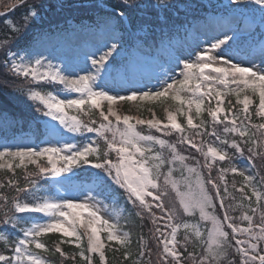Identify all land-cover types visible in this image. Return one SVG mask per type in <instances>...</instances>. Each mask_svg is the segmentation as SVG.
Segmentation results:
<instances>
[{"label":"snow or ice","instance_id":"1","mask_svg":"<svg viewBox=\"0 0 264 264\" xmlns=\"http://www.w3.org/2000/svg\"><path fill=\"white\" fill-rule=\"evenodd\" d=\"M249 5L258 6L260 27L264 28V0H229L225 8L231 13H242ZM17 6H26L27 11L22 14V25L4 20L8 28L2 37V43L8 46L3 62L7 69L5 75L23 78L28 83L29 87L18 90L36 104V112L58 122L67 133H94L103 140L105 147L101 150L95 140L79 145L65 140L60 147L18 145L15 150L7 144L3 146L0 170L14 173L15 168L25 166L27 162L36 168L29 176L48 179L63 177L77 169H94L96 171L91 175L101 191L83 193L82 198L75 201L68 198L55 200L34 194L36 179H31L23 187L11 178L7 185L0 183V189L7 186L17 194L11 199L0 194V229L5 233L9 228L18 229L22 233L12 244L6 235L0 234V241L10 249L8 254L0 252V264H52L41 253H59L65 262H75L79 256L84 264H109L106 248L113 253L119 252L120 259L127 264H264V122H252L253 114L264 121V41L258 49L243 48L235 30L225 31L214 36L207 48H198L188 57L177 56L178 74L173 70L169 75L168 71L162 70L155 86H134L124 93L110 92L106 77L120 54L116 28L138 29L144 31L145 36L153 28H159L163 33L169 24L174 23L167 14L168 10L176 8L179 11V7L168 0H156L155 3L152 0H119L102 18L112 32V42L98 57L95 53L90 54L91 67L82 68L80 72L84 74H80L70 66L53 64L44 55L40 50L43 36L28 43L23 49L25 55L12 51L11 45L26 40L29 20L35 19L38 8L43 7L30 4L29 0H14L4 5L6 11ZM55 7L63 11L101 6L75 5L59 0ZM183 8L187 12L192 5L186 4ZM134 13L140 14L139 20L134 18ZM3 15L5 13L0 12V16ZM234 55L247 57V62L233 59ZM46 84L62 85L61 90L77 95L72 98L44 93L41 89ZM3 86L16 87L14 81L7 80ZM231 96L235 97L236 104L242 105V109L233 111L236 105L231 99L225 105V98ZM254 97L258 98V103L253 113L249 106ZM213 100L216 102L214 107ZM169 101L179 107L164 109L166 122L158 119L154 111L152 117L145 120L122 115L113 108L121 102L166 104ZM104 102H107V111ZM70 110L83 113L89 119L85 121L77 115H70ZM94 110L99 113V122L92 118ZM205 111L211 119V130L207 122L200 119ZM178 115L185 117L188 128L196 130L193 136L185 134V126L178 121ZM197 119L199 123L194 122ZM138 125L154 129L160 136L151 132L143 134ZM218 125H222V129L217 128ZM49 129L53 134L62 135L55 126H49ZM173 133L179 134L175 142L161 138ZM205 135L215 138L207 147L203 139L199 143L195 139ZM180 145L195 149L203 160L193 155L191 159L195 163L185 164L189 157L182 154ZM239 158H246L249 166H237L235 161ZM45 160L46 163H40ZM166 164L169 167L163 172ZM177 170H181L180 179L173 177ZM184 171L189 175L184 176ZM229 172L241 178L239 184L231 183L234 192L239 193L238 200L229 193L226 179ZM113 185L127 194V202L135 210L128 216L139 218L141 228L148 227L149 221L152 225L147 239L143 233L138 235L135 252L131 233L125 230L128 220L123 216L124 210L109 212L103 198L105 189L112 195L115 191ZM169 189L175 193L178 203H166ZM20 194H24L23 197ZM238 209L241 210L239 216L234 214ZM24 213H40L47 219L40 222L39 218L20 215ZM197 216L199 221L205 222L204 225L199 221L189 223L182 220V217ZM24 219L34 222L22 227ZM238 221L247 222V226H240ZM208 223L210 228L206 226ZM181 229L184 235L178 239ZM50 233H59L62 237L55 245L54 253L41 239ZM85 236L87 245L82 248L81 241ZM65 243L74 244L80 251H64L61 245ZM196 248L200 251L197 252Z\"/></svg>","mask_w":264,"mask_h":264},{"label":"trees","instance_id":"2","mask_svg":"<svg viewBox=\"0 0 264 264\" xmlns=\"http://www.w3.org/2000/svg\"><path fill=\"white\" fill-rule=\"evenodd\" d=\"M14 0H0V12H4L5 15L0 16V139L3 138H11L15 135L19 134H27L31 135L38 141H42L48 135V129L46 125V117H43L40 113L35 111L36 104L27 99L26 94H22L18 89L24 88L26 89L29 87L28 83L23 80V78H15L11 75L6 76L7 69L4 67V59H5V51H7L8 46L2 43V37L5 33L8 32V28L4 25L5 19H10L14 22L17 26L24 24L22 14L27 11L26 6H17L14 10H5L4 5L8 3H12ZM59 2V0H29L30 4L42 5V8H38V16L35 19H30L28 22V30L26 34V40L20 41L17 44L11 45L12 51L19 53V51L23 50L25 47L28 46V43L31 42L36 33L40 32L41 30L50 27L52 24L61 23L62 21H67L69 19H74L77 22H96V18L98 14H105L107 11L111 9V7L117 3L119 0H64L66 3H73L75 5H91L97 4L101 7L96 9H79L73 8L71 10L65 9L63 11L58 10L55 5ZM137 2H141V0H137ZM143 2H147V0H143ZM153 3L156 0H152ZM169 3L176 5L179 7V11L176 8L169 9L167 14L171 17L174 23L168 25L163 33H161L159 28H153L151 31H148V35L145 36L144 31H139L138 29L133 28H122V38L124 42V46L126 49V56L121 59H116V63L112 65V72L110 74L116 75V70L119 69H126L127 72L130 71L131 65L134 62V56L136 54V47L138 45H143L147 48L150 52V55H147V59L159 57L161 60L162 58H166L170 56L171 47L177 43L178 41L183 40L186 36L189 35L191 27L194 22H199L202 20L207 19L211 14L214 13H227L229 12L226 10L225 5L228 3L222 0H168ZM192 5L190 11H185L183 5ZM66 16H63L65 15ZM241 16H250L251 19L254 21L255 30L250 35H240L238 36L241 41V46L243 48H248L249 46H260V43L264 41V28L260 27V13L258 11V6L256 5H249L248 9H245L244 12L238 13ZM163 15V14H162ZM151 17V14H149ZM140 14L134 13V18L139 20ZM154 19V17H152ZM154 32V34H153ZM148 61V60H147ZM7 81H14L16 87H4L3 85ZM42 92H52L58 93L61 92L60 87L58 85H50L46 84L41 89ZM231 99L232 103L236 105L233 111L238 109H242V105L236 104V99L234 96L226 97L225 98V105H227V100ZM215 100L212 101V106H215ZM258 103V98H253V104L250 105V110L254 113L256 109V105ZM87 107V106H86ZM179 105L175 102L169 101L166 104H160L157 102H121L119 104V113L122 115H133L137 116L141 119H150L152 117V112L154 111L156 117L158 119L164 120L166 122V114L165 108H169L170 110H175ZM207 107V104H206ZM151 109L152 111H149ZM104 110L107 111L106 102H104ZM70 115H77L80 119L87 121L89 117L83 115V113H77L75 111L70 110ZM92 118L96 119L98 122L100 121L98 111H93ZM178 121L182 122L186 129V135L193 136L196 130L190 129L186 125V119L184 116H177ZM200 119H203L207 122V127L209 130L212 128L211 119L207 115L205 111ZM194 122L199 123V119L195 120ZM253 123H261L259 117H256L253 114L252 117ZM134 123V121H133ZM94 127L97 125H93ZM122 126V125H121ZM222 125H218L217 128L222 129ZM138 130L141 131L143 134H148L151 132L154 135L160 136V133L155 132L154 129H148L146 126L138 125ZM110 135V134H106ZM179 134L173 133L172 136H162L161 138L168 140L169 142H175L176 138ZM92 137L97 140V143L100 145L101 150L104 149L105 145L102 139L97 137L94 133H87L85 132L83 135H80L79 140L81 142L79 144H84L88 142ZM196 141L199 143L201 139L205 141V147L207 144L214 141V137L210 136H196ZM237 139H239L237 137ZM179 150L182 152L183 155L188 156L189 159L185 161V163L194 164L195 161L191 159L193 155L197 158L203 160V157L199 153L195 152V149L189 150L188 145H180L178 146ZM168 153L165 151V156ZM115 154H113V158ZM237 161H246V158H239ZM40 163L44 164L45 161H41ZM220 162L217 161V164ZM259 160H257V164L259 165ZM225 167H227V161L224 162ZM169 165H165L163 172L167 171ZM36 171L35 165L31 164L28 166H22L19 168H15V172H8L7 170H0V183H4L7 185V180L9 178L18 182V185L23 187L28 181L31 179L37 180V189L34 190V194L40 197H50L54 195V187L52 185V179L49 177L48 179L37 178L34 176H29V173H34ZM94 169H88L85 171L84 169H77V176L74 177L75 180H79L82 184L86 182H95L94 177L91 175L92 172H95ZM206 171V170H205ZM174 175L180 179L181 177V170H177L173 172ZM185 171L183 172V175ZM185 176V175H184ZM226 179L229 181V193L234 194L239 199V193H235L231 187V183L235 181L237 184L241 182V178L238 176H233L232 173L226 174ZM113 189L115 190L112 192V195H109V190H103V198L105 203L110 206H116L119 210L123 209V216L127 217V224H125V230L130 231L131 239H132V250L135 252L136 249V241L139 234L143 233L148 238V230L151 228L150 221L148 222V227L141 228L142 222L139 218L133 216H128L129 212L134 213V209H132L131 205L127 202V194L124 193L123 190L119 189L117 186L113 185ZM101 189H96L95 193L100 192ZM0 194L7 195L9 199L16 196L13 188H9L5 186L4 188L0 189ZM22 197L24 194H20ZM98 199L100 197H97ZM149 201L151 198H147ZM31 200V198H29ZM254 200V198H253ZM115 201V203L113 202ZM166 203H178L176 201L175 193L169 189V195L166 198ZM247 204V202H245ZM235 215L239 216L241 214V210H237ZM23 217H32V218H39L38 214L34 213H24L20 214ZM259 213L256 214V218L258 219ZM147 219V215H146ZM184 221H199V217H182ZM34 220L24 219L22 221V227H28ZM202 222V221H199ZM124 224V220L121 221ZM203 223V222H202ZM240 226L246 227L247 222L238 221ZM205 224V223H204ZM211 225L208 223L206 226L208 227ZM0 234L6 235L8 237L9 244H12L16 238L22 235V233L18 229H11L9 228L7 232H3V229H0ZM184 235V231L180 232V238L182 239ZM61 235L59 233H50L41 239L45 242L46 246L52 249L54 253L55 245L59 243L61 239ZM68 239V238H64ZM82 248H86L87 239H83L81 241ZM62 249L68 253L79 252L80 249H76L74 244H63L61 245ZM34 251H38L33 249ZM196 251L199 252L200 249L196 248ZM234 251V250H233ZM0 252H4L8 254L10 249L6 248L4 241H0ZM107 257L109 260V264H127L122 259H120V253H113L110 248H106ZM41 255L45 256L49 259L52 264H84L83 261H80L79 256L75 262L63 261V259L59 256V253H54L53 255H49L47 253H41ZM94 259H98V257H94Z\"/></svg>","mask_w":264,"mask_h":264},{"label":"rangeland","instance_id":"3","mask_svg":"<svg viewBox=\"0 0 264 264\" xmlns=\"http://www.w3.org/2000/svg\"><path fill=\"white\" fill-rule=\"evenodd\" d=\"M222 1L226 3L229 2V0ZM63 16H66V14ZM104 16L105 14H98L96 22H77L74 19H69L66 22L62 21L61 23L52 24L50 27L36 33L34 38L39 36L44 37L41 42L40 50L44 52V55L47 56L53 64L71 67V64H74L73 62L78 60L80 65L76 68L71 67V69L78 70L77 73L84 74L80 72V70L85 67H91L90 61L88 60L90 54L95 53L98 57L112 42V32L109 31L102 20ZM229 30H235L237 36L250 35L255 30V24L250 16L244 17L238 13L227 12L211 14L207 19L195 22L189 32V35L183 40L175 43L171 47L170 56L162 58V60L159 57L147 59V55H150L149 50L143 45H138L135 48L136 54L130 71L127 72L126 69H119L116 70V75L110 74L107 76V88L110 92L124 93L134 86L138 88L144 86H155L157 78L161 74L162 70L168 71L169 75L173 74V70L176 74L179 73L180 69L176 64L177 56L188 57L190 53L194 52L198 48H207L209 46V42L214 36ZM116 34L120 52V54L116 56V59H121L126 56V49L122 38V28H116ZM253 48L258 49L259 46H254ZM19 54L25 55L23 50L19 51ZM233 59L246 63L248 58L242 55H234ZM256 62L259 64V59H257ZM59 87L60 89L63 88L62 85H59ZM216 87L222 88L223 86L217 85ZM231 87H235V85H232ZM53 94L58 97L67 96L72 98H75L77 95L76 93H69L63 90L59 93ZM243 95L244 94L242 93L241 99H243ZM118 107L119 104L113 106L114 110L119 112ZM46 120V125H48V135L42 141L36 140L31 135L19 134L11 138L0 139V150L3 149L5 144L13 150H15L18 145L37 148L47 146L60 147L64 144L65 140H70L71 142L79 145L81 142V139L79 140L80 134L73 135L67 133L60 126L58 128L60 129L62 135L53 134L50 132L49 126L57 127V123L51 121L49 118H46ZM90 140H95L97 142L94 137ZM17 163L19 162L17 161ZM235 163L240 168H246L249 166L246 161H237ZM185 164L192 165L189 163ZM28 165H31V163L26 162L25 167ZM177 168L179 169L180 166L177 165ZM184 175L188 176L189 174L185 171ZM76 176L77 170H75L74 173H65L63 177L51 178V183L55 191L53 196L46 198L55 200L68 198L75 201L82 198L83 193H95L98 188V185L95 182H86L85 184H82L79 180L74 179ZM64 177H68V179H65ZM173 177L178 179L174 173ZM192 183L195 184L194 179H192ZM107 206L109 212H112L113 210L120 211L116 206ZM34 214H38L40 216V222H44L47 219L40 213ZM187 222L196 223L193 220ZM199 223L204 225L205 222ZM29 226H31V224ZM210 227L211 225L207 228ZM81 231H83V229H81ZM183 231L184 230L181 229L180 232ZM180 232L178 233V239L180 238ZM103 235L105 234H102V236ZM83 239H87L86 236L83 237L82 240Z\"/></svg>","mask_w":264,"mask_h":264},{"label":"bare ground","instance_id":"4","mask_svg":"<svg viewBox=\"0 0 264 264\" xmlns=\"http://www.w3.org/2000/svg\"><path fill=\"white\" fill-rule=\"evenodd\" d=\"M74 64H71V67H73V68H76V67H78L79 65H80V62L78 61V60H75L74 62H73ZM70 67V68H71ZM73 70V69H72ZM75 72H78V70H74Z\"/></svg>","mask_w":264,"mask_h":264}]
</instances>
